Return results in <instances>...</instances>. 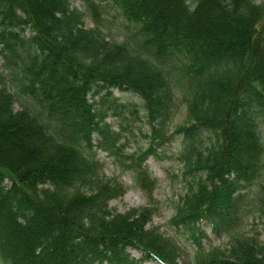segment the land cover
Here are the masks:
<instances>
[{"label": "trees", "instance_id": "obj_1", "mask_svg": "<svg viewBox=\"0 0 264 264\" xmlns=\"http://www.w3.org/2000/svg\"><path fill=\"white\" fill-rule=\"evenodd\" d=\"M71 1L0 0V264H184L148 225L145 160L174 136L184 191L169 222L190 264H264L258 233L239 230L251 214L264 233V0H108L128 23L115 41L96 0H80L91 27ZM7 76L25 97L18 110ZM113 89L142 102L138 151L104 121L124 106ZM176 95L185 120L169 131ZM96 151L130 174L143 205L108 207L125 186L103 177ZM204 227L226 238L222 250H203Z\"/></svg>", "mask_w": 264, "mask_h": 264}, {"label": "rangeland", "instance_id": "obj_2", "mask_svg": "<svg viewBox=\"0 0 264 264\" xmlns=\"http://www.w3.org/2000/svg\"><path fill=\"white\" fill-rule=\"evenodd\" d=\"M102 7L100 14V29L104 36L110 40H119L120 34L124 32L127 20H125L119 13V10L108 0H96ZM195 0H190L189 4L193 5ZM71 7H75L82 11L83 24L86 27L94 25V18L92 14L87 10L83 1L72 0L70 2ZM9 76H7V87L12 89L13 94L16 97V102L13 104V109L18 110L22 104L25 103V97H23L13 85L8 82ZM112 94L116 97L117 103L123 104V107L118 114H109L105 117V123L110 125V129L118 131L121 134L120 141H125V151H138L146 147L148 141L143 136L147 130V126L144 123L143 111L141 108V100L133 93L128 91H118L113 89ZM135 108L136 114L131 112V108ZM185 120V109L181 97L176 95L174 100L173 114L168 124V130L171 131L177 125L182 124ZM122 124L125 127L124 130L119 129V125ZM95 139V135H93ZM262 143L264 145V128L261 133ZM179 137L174 136L171 141L164 144L162 147L156 149L158 153L157 157L148 156L145 160V165L150 171L151 175L156 178V186L153 190L152 196L156 200V209L151 216V220L148 225L156 226L158 230L174 243H176L179 249V256L177 260L182 261L184 264H190L191 252L193 247L189 241H186L184 236L174 229V226L170 224L169 220L175 212L176 203L180 195H182L184 189L179 177L176 178L180 171V163L175 160L176 151L179 148ZM99 162H101V173L103 177L108 179H116L125 186V192L122 196L111 199L107 205L110 209L116 212L123 213L129 208L139 207L145 203L144 193L134 187L131 182V177L128 172H120L117 167L111 162L110 158L106 156L104 152L96 151L95 156ZM207 233V239L202 241L203 250H207L212 247H217L222 250L226 244V238H216L209 233V228L204 227ZM240 231L244 233L253 234L256 231L257 239L264 246V233L261 230L260 219L255 218L251 214L243 217ZM131 256L134 258L140 257L139 250L130 248L128 249ZM146 264H160L157 260L150 259Z\"/></svg>", "mask_w": 264, "mask_h": 264}]
</instances>
